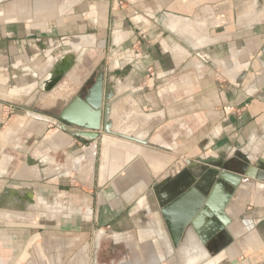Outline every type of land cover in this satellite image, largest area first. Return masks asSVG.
Wrapping results in <instances>:
<instances>
[{"label": "crops", "instance_id": "obj_1", "mask_svg": "<svg viewBox=\"0 0 264 264\" xmlns=\"http://www.w3.org/2000/svg\"><path fill=\"white\" fill-rule=\"evenodd\" d=\"M103 1L9 0L0 10V187L10 195L30 194L34 206H51L52 216H40L35 227L52 264L87 242L93 264H164L178 248L187 263L199 253L206 258L197 264H264L263 182L233 194L225 209L231 222L210 250L191 230L185 235L187 220L178 226L170 219L180 205L192 216L200 203L195 192L164 213L175 237L184 230L181 248L173 246L161 212L167 183L190 168L187 161L205 164L202 157L211 153L216 169L238 172L248 162L264 169V0H134L143 14L136 23L161 20L163 30L178 29L172 50L180 58L167 63L153 57L152 44L137 46L126 12L111 31ZM108 46L113 111L121 119L132 105L149 108L148 114L136 111L150 124L146 135L132 136L133 124L115 122V129L110 122L111 133L84 144L31 116L69 101L71 87L83 83ZM136 51L142 57L150 51L152 61L141 62ZM139 67L148 74L138 79ZM118 104L126 106L119 110ZM110 115L111 107V121ZM105 232L123 245L117 263H98Z\"/></svg>", "mask_w": 264, "mask_h": 264}, {"label": "rangeland", "instance_id": "obj_2", "mask_svg": "<svg viewBox=\"0 0 264 264\" xmlns=\"http://www.w3.org/2000/svg\"><path fill=\"white\" fill-rule=\"evenodd\" d=\"M9 0H4L0 2V10H5L6 5L5 2H8ZM103 3V4H102ZM102 6L100 8L103 9L106 15V21L107 23H110L111 26V31H114L116 27V24L119 23V21H122L121 14L123 12H126L128 15L129 19L127 18V28L132 29L134 31L132 36H138V42L137 46H142L145 47L144 45L147 44H152L153 48V57L157 58L159 57L162 59V61L166 62L168 61L169 58H172L174 61L175 59H179L180 56L178 54V51H173V47L177 46V39H178V29L177 28H172V30L169 32L168 30H163V25L161 20H159V23H152L153 21L147 20V24L145 23H136L134 21L135 16H140L143 17V14L138 12L133 8V3L134 0H104L102 2ZM93 2H91L90 7L92 6ZM99 4V6L101 5ZM94 5V4H93ZM94 8V7H93ZM77 10V9H76ZM96 10V9H94ZM123 15V14H122ZM124 20V21H126ZM143 20V19H142ZM165 21V20H164ZM154 24L156 27L153 31H151V25ZM114 25V26H113ZM151 27H148V26ZM133 27L136 28V30L133 29ZM141 37V38H140ZM143 37V39H142ZM169 39L171 42L168 45H163L164 39ZM165 39V40H166ZM110 43V42H109ZM110 46H108L106 49V52L103 53V65H104V71L107 69L110 70L112 68L111 61H112V55L113 53L107 52ZM140 48V47H139ZM146 49V48H145ZM113 52L115 50L111 49ZM169 50V51H168ZM172 50V51H171ZM139 51V49H138ZM120 53V52H119ZM141 52H134L135 58H143L140 59L141 62L143 61H152V55L150 51H145V55L147 54V57H142L140 54ZM144 53V52H143ZM132 54V55H133ZM173 54V55H172ZM121 56V55H120ZM139 56V57H138ZM145 58V59H144ZM176 62V61H175ZM112 70V69H111ZM124 70V69H123ZM122 70V71H123ZM124 74V72L122 73ZM148 74V68H142L139 67L138 71L136 72V77L139 79L145 75ZM109 79H112L114 76L112 72H108ZM112 85V86H111ZM108 86H111V92L114 93V83L112 82L108 84ZM78 88L76 87H71V94H75L77 92ZM69 93V94H70ZM114 98L111 99V121L108 117L109 122H112L113 128L116 129L117 125L120 126H128V125H135V132L131 134L132 136L137 135L138 133H142V135H146L149 131L147 130L148 122L144 118H140L136 116V111H140L143 114H148L149 108H144L138 104L132 105L131 108L128 109L127 113H123L125 115L122 116V121L119 119L120 116L116 115V112L113 111L114 108L116 107V102ZM118 109L123 108L124 104H118ZM128 106V105H127ZM137 109V110H136ZM120 110V109H119ZM119 113V112H117ZM7 120L13 116V114H8ZM34 116V115H32ZM6 120V121H7ZM117 123L116 126L114 123ZM111 125V127H112ZM150 125V124H149ZM130 135V136H131ZM211 153H208L207 155H204L202 158L206 165H211L213 161L210 160V155ZM203 155V154H202ZM194 166H198L199 163L198 161L193 162ZM214 164V163H213ZM192 167V166H190ZM20 187L21 185L15 184V189L14 191H18L16 187ZM242 192H237L236 194H241ZM192 195L195 198V194L193 192L187 194L186 196ZM185 196V197H186ZM9 197V200L6 203V206H3L0 204V264H44V262L47 264H52L53 262V257L45 254L44 250L41 248V245L39 244L41 241L39 240V236L37 235L36 237L33 232L30 234L29 231L27 230L29 227L37 229V225H35V222L39 223V218L41 217H46L50 218L52 216V209L51 206H34L33 201L30 199L31 195H18V194H7L4 193V188L0 187V203L2 202V198ZM26 198V199H23ZM18 199V200H17ZM182 199V198H181ZM180 199V200H181ZM28 203L27 205L30 204V206L24 205L25 202ZM21 202L20 204H18ZM180 203V201H179ZM18 204V206H17ZM197 206V203H196ZM194 210V209H193ZM193 211L189 213L187 217V222L189 220V216L191 215ZM170 219L174 221V215L170 216ZM183 224V223H182ZM182 224L180 226H182ZM187 224V223H186ZM22 228V229H21ZM167 228H169L168 223H167ZM185 229V226L183 227ZM182 228V229H183ZM25 229V230H23ZM21 230V231H20ZM39 230V227L38 229ZM36 230V231H37ZM181 230V229H180ZM184 231V230H183ZM173 232V231H172ZM22 234L21 237L17 238H11V235H18ZM100 233L97 232L96 235V240H98V236ZM190 234H193L190 232ZM101 235V234H100ZM186 235V232H185ZM188 235V234H187ZM53 236V235H52ZM190 236V235H189ZM39 237V238H38ZM103 239H101V246L98 252V263H108L110 260H113L114 263H117L121 259V255L124 252L123 251V245H114L108 234L105 232L101 236ZM191 237V236H190ZM10 239V241L7 240ZM6 239V240H3ZM192 239V237H191ZM40 241V242H39ZM55 242H57L56 239H54ZM193 241V239H192ZM39 242V243H38ZM181 243V242H179ZM193 243H195L193 241ZM196 244V243H195ZM84 245V244H83ZM88 245V246H87ZM87 247L79 246L77 249H74V252H71L70 255H67L66 258H63L61 261V264H93L90 260L89 262V256H88V249H89V242H87ZM182 244H179L178 246L181 248ZM177 246V247H178ZM29 247V248H28ZM183 248V246H182ZM25 249V252H24ZM27 251L31 252V254H26ZM180 249L174 253V255L171 256V258H167L164 261V264H197L199 263L200 260L205 259L201 258L199 253H196L194 256V259L190 262H186L185 258H179ZM25 253V254H24ZM81 256V257H80ZM199 256L197 259L196 257ZM203 256V255H202ZM24 258H26L24 260ZM41 258V259H40ZM80 258V259H79ZM92 259V258H91ZM44 261V262H43ZM74 261V262H73ZM209 261V260H208Z\"/></svg>", "mask_w": 264, "mask_h": 264}, {"label": "water", "instance_id": "obj_3", "mask_svg": "<svg viewBox=\"0 0 264 264\" xmlns=\"http://www.w3.org/2000/svg\"><path fill=\"white\" fill-rule=\"evenodd\" d=\"M61 75L62 73L57 78H60ZM108 84L106 83V73L103 67H98L93 83L85 91L75 93L69 101H63L61 106L57 104L51 112L31 111L30 114L31 116L34 115L32 117L35 120L53 124L64 135L84 144L93 143L101 132L111 133V123L108 117L113 93L111 92V86H108ZM75 85L77 88L81 86L79 83ZM131 139L143 143L135 138ZM187 163V167H190L191 165L188 161ZM200 165L198 164V166ZM262 182L264 183V169L259 164L254 166L248 162L241 166L238 172L232 171L227 166L222 165L216 170L213 187L209 194L206 198L200 199L199 206L189 218L187 224H185V232L188 229L191 230L200 244L206 247L207 234L213 232V239H215L230 224L231 220L227 216L225 209L233 194L244 191L243 187H260L262 186L260 184ZM227 188L230 191H227ZM180 199L178 198L168 206L162 207L161 210L165 221L168 223L175 248L179 245L183 229L175 237L164 213L167 208Z\"/></svg>", "mask_w": 264, "mask_h": 264}, {"label": "flooded vegetation", "instance_id": "obj_4", "mask_svg": "<svg viewBox=\"0 0 264 264\" xmlns=\"http://www.w3.org/2000/svg\"><path fill=\"white\" fill-rule=\"evenodd\" d=\"M102 60H99L97 66L93 70H91L90 74L83 81V83L78 88L76 93H82L83 91H85V89L88 86H90L93 83L94 76L97 74L98 67L102 66L104 69ZM216 170H217L216 168H213V165H206V164H201L200 166H194V167L192 166L190 168L181 170L174 178V180H171L167 183V188L169 189L170 194L168 195V198L164 203H162L161 206H168L178 198H182L183 196H186V193L189 194L191 192H195L200 199L206 198L213 187V180H214V176L216 175ZM227 191H230L229 188H227ZM37 229L29 227L27 230L29 231L30 234L33 232L34 234L38 235L40 231ZM47 232H49V229H47ZM211 243H213V232L207 234L206 246L208 250H210L213 247ZM25 259L26 258H24V260Z\"/></svg>", "mask_w": 264, "mask_h": 264}, {"label": "bare ground", "instance_id": "obj_5", "mask_svg": "<svg viewBox=\"0 0 264 264\" xmlns=\"http://www.w3.org/2000/svg\"><path fill=\"white\" fill-rule=\"evenodd\" d=\"M67 65H65V66H61V68H65ZM182 176V175H181ZM182 178V177H181ZM178 180V179H177ZM190 196H192V195H190ZM186 197H188V196H186ZM184 198V197H183ZM182 198V199H183ZM180 201V200H179ZM179 201H177L176 203H178ZM190 207V206H189ZM187 208H188V206H182V205H180V206H178V208H176V210L174 211V214H176V215H174V222L173 223H175V225H178V226H180L184 221H186L187 220V217H188V215H187ZM177 210H180V211H177ZM177 213L179 214V216L177 217ZM176 217V218H175ZM174 225V226H175ZM177 226V227H178ZM188 249V246L186 245L185 246V249H183V252H185L187 249ZM186 255V254H185ZM187 256V261H188V257H189V254L188 255H186ZM81 257V256H80ZM191 258H192V260L194 259L192 256H191ZM41 259V258H40ZM80 259V258H79ZM74 262V261H73ZM190 262V261H189Z\"/></svg>", "mask_w": 264, "mask_h": 264}]
</instances>
